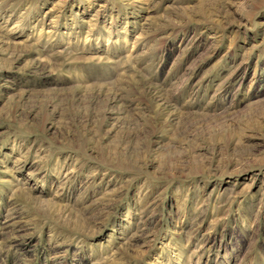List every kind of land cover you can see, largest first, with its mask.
Segmentation results:
<instances>
[{
	"label": "rangeland",
	"instance_id": "obj_1",
	"mask_svg": "<svg viewBox=\"0 0 264 264\" xmlns=\"http://www.w3.org/2000/svg\"><path fill=\"white\" fill-rule=\"evenodd\" d=\"M0 264H264V0H0Z\"/></svg>",
	"mask_w": 264,
	"mask_h": 264
}]
</instances>
